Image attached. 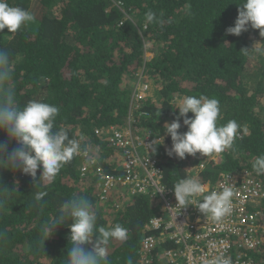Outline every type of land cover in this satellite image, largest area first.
<instances>
[{
  "label": "trees",
  "instance_id": "16d2710c",
  "mask_svg": "<svg viewBox=\"0 0 264 264\" xmlns=\"http://www.w3.org/2000/svg\"><path fill=\"white\" fill-rule=\"evenodd\" d=\"M8 2L35 17L17 32H0V48L12 60L9 84L17 102L23 106L36 99L57 106L55 128L78 139L82 152L52 181L39 184L42 170L34 179L20 168H0V187L15 191L8 199L0 189V264H64L71 247V219L51 226L49 236L42 234V227L55 222L73 196L92 203L98 226L119 223L129 230L126 241L108 244V264H126L129 256L133 264H142L145 237L157 235L146 234L145 226L164 205L150 195L122 196L123 182L133 173L125 167V150L112 145L116 132L130 129L142 135L146 130L164 137L155 157L169 198H175L174 184L188 176L213 187L228 176L247 173L264 191V174L253 169L255 159L264 154V37L250 25L240 36L226 32L235 25L243 0ZM148 10L165 21L163 27L146 21ZM257 43L259 50L252 49ZM245 48L247 54L241 52ZM140 81L153 86L155 97H134ZM191 95L219 100L218 124L233 119L240 124L231 147L183 159L167 154L172 140L164 126L179 114L173 101ZM180 122V132H186ZM0 142L8 143L9 151L17 146L2 131ZM106 177L114 181L110 187H105ZM38 191L47 193L43 210L34 202ZM248 208L264 219V201ZM95 239L85 247L91 248ZM175 248L164 243L149 264H163V252ZM253 256L264 264V248Z\"/></svg>",
  "mask_w": 264,
  "mask_h": 264
},
{
  "label": "clouds",
  "instance_id": "9594fccd",
  "mask_svg": "<svg viewBox=\"0 0 264 264\" xmlns=\"http://www.w3.org/2000/svg\"><path fill=\"white\" fill-rule=\"evenodd\" d=\"M145 18L148 23H156L161 27L165 23L152 10L146 12ZM34 19L29 10L13 6L8 0H0V32L5 29L8 32H17ZM249 25L259 30L261 37H264V0H243L235 25L227 28L226 32L240 36L248 30ZM260 44L257 43L252 49L259 50ZM249 51L247 48L241 50L244 54ZM11 64L9 52L0 48V131L7 134L9 142L14 141L17 145L9 151L8 143L0 142V168H20L24 174L34 179L38 170H42L37 184L41 181H52L65 163L82 152L81 143L76 138H70L64 128H55V119L59 114L57 106L36 99L29 100L23 106L18 104L16 91L9 84L13 76ZM173 103L177 105L175 109H178L179 114L175 120L164 126L165 134L172 140V146L167 153L169 156L175 155L181 159L197 153L207 156L221 153L232 146L241 126L234 119L225 124H218L221 110L217 98L191 95L174 100ZM189 113L193 116L189 117ZM181 119L188 129L183 133L180 132ZM159 141L163 140L156 139L148 144L153 152L161 145ZM253 169L257 174H264V154L255 159ZM206 188L198 177L188 176L179 179L172 189L178 206L196 205L206 217L220 221L232 211L235 187L229 183L221 191H211L202 201H196L195 197L205 193ZM0 189L4 190L2 194L8 199L15 192L4 187ZM46 195L45 191H38L34 195V202L41 210L45 206L43 198ZM260 216L262 217L261 214ZM68 218L71 219L68 224L71 247L64 264H108L107 246L110 241L123 242L128 239L129 230L119 223L109 228L98 226L92 203L80 196H73L65 201L55 222L43 225L42 234L49 236L52 233L51 226L65 224ZM3 235L0 232V237ZM94 237L96 239L93 246L85 247L93 243ZM126 264H133L131 256L127 258ZM208 264H232V260L218 254L210 259Z\"/></svg>",
  "mask_w": 264,
  "mask_h": 264
},
{
  "label": "built area",
  "instance_id": "2783aa9c",
  "mask_svg": "<svg viewBox=\"0 0 264 264\" xmlns=\"http://www.w3.org/2000/svg\"><path fill=\"white\" fill-rule=\"evenodd\" d=\"M156 139L163 140L160 144L165 142L163 136L144 130L142 135L116 132L112 141L115 148L127 153L125 167L133 173L123 186L129 184L127 189L131 195H150L152 199H161L164 205L163 211L145 226L146 234L156 232L157 235L145 237L141 263L149 264L159 247L172 242L176 248L163 252V264H208L218 254L231 258L232 264H259L253 254L264 248V220L248 207L264 198L262 187L247 173L228 176L213 187L206 185L205 193L195 197L196 201H202L208 192L221 191L229 183L235 187L232 211L220 221L206 217L196 205L178 206L175 198L168 197L155 152L148 145ZM86 170L85 166L81 168L83 174ZM105 179V187L114 183L110 177ZM240 180L244 182L242 188Z\"/></svg>",
  "mask_w": 264,
  "mask_h": 264
},
{
  "label": "rangeland",
  "instance_id": "374dc122",
  "mask_svg": "<svg viewBox=\"0 0 264 264\" xmlns=\"http://www.w3.org/2000/svg\"><path fill=\"white\" fill-rule=\"evenodd\" d=\"M134 97L139 98V99L155 97V92H154L153 86L150 84H145L141 81L138 82L137 87L135 89ZM129 124H130V122H129ZM128 126H130V125H128ZM128 133L131 134L130 129H128ZM121 193H122V196L125 197V199L128 200L130 198L131 194H130L129 190L127 189V187L122 186Z\"/></svg>",
  "mask_w": 264,
  "mask_h": 264
}]
</instances>
